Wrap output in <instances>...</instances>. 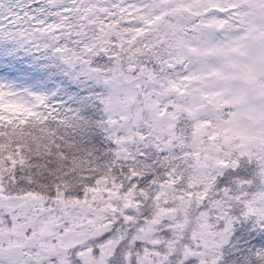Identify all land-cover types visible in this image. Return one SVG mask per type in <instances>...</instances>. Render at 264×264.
Listing matches in <instances>:
<instances>
[{"label": "snow or ice", "instance_id": "obj_1", "mask_svg": "<svg viewBox=\"0 0 264 264\" xmlns=\"http://www.w3.org/2000/svg\"><path fill=\"white\" fill-rule=\"evenodd\" d=\"M0 264H264V0H0Z\"/></svg>", "mask_w": 264, "mask_h": 264}, {"label": "rangeland", "instance_id": "obj_2", "mask_svg": "<svg viewBox=\"0 0 264 264\" xmlns=\"http://www.w3.org/2000/svg\"><path fill=\"white\" fill-rule=\"evenodd\" d=\"M13 2H14V0H13ZM244 168H247L248 171H245ZM244 168L239 170L240 175L243 176L245 179H248V178H250V175H251V166L245 165Z\"/></svg>", "mask_w": 264, "mask_h": 264}, {"label": "trees", "instance_id": "obj_3", "mask_svg": "<svg viewBox=\"0 0 264 264\" xmlns=\"http://www.w3.org/2000/svg\"><path fill=\"white\" fill-rule=\"evenodd\" d=\"M25 57L23 56V54L21 55V59H24ZM27 64H24L23 67H27Z\"/></svg>", "mask_w": 264, "mask_h": 264}]
</instances>
